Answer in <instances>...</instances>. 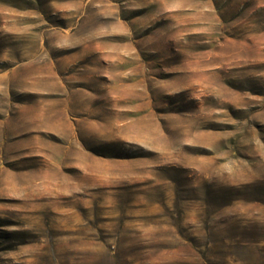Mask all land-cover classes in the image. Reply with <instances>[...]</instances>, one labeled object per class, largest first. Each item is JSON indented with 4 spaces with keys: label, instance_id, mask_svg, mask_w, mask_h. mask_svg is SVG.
Wrapping results in <instances>:
<instances>
[{
    "label": "rangeland",
    "instance_id": "rangeland-1",
    "mask_svg": "<svg viewBox=\"0 0 264 264\" xmlns=\"http://www.w3.org/2000/svg\"><path fill=\"white\" fill-rule=\"evenodd\" d=\"M0 264H264V0H0Z\"/></svg>",
    "mask_w": 264,
    "mask_h": 264
}]
</instances>
